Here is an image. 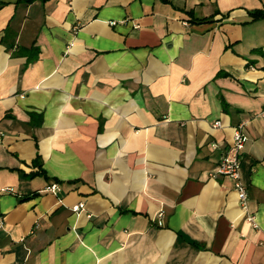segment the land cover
Wrapping results in <instances>:
<instances>
[{
  "label": "crops",
  "instance_id": "obj_1",
  "mask_svg": "<svg viewBox=\"0 0 264 264\" xmlns=\"http://www.w3.org/2000/svg\"><path fill=\"white\" fill-rule=\"evenodd\" d=\"M255 11L264 0H0V264H264ZM239 123L245 208L210 177Z\"/></svg>",
  "mask_w": 264,
  "mask_h": 264
},
{
  "label": "built area",
  "instance_id": "obj_2",
  "mask_svg": "<svg viewBox=\"0 0 264 264\" xmlns=\"http://www.w3.org/2000/svg\"><path fill=\"white\" fill-rule=\"evenodd\" d=\"M264 115V112L262 113ZM220 122H215L214 127H219ZM248 142V137L244 132V123H239L233 128L232 142L222 157L217 167L210 173L211 178H217L218 176L228 177L234 182V189L238 193L239 202L242 208L246 207V190L240 181V165H241V154ZM59 188L56 184L50 187V191L55 193L58 192ZM84 209L83 204H78L72 208L74 213H79ZM163 212L157 214V219H161ZM250 220V219H249ZM0 226L2 221L0 220Z\"/></svg>",
  "mask_w": 264,
  "mask_h": 264
},
{
  "label": "trees",
  "instance_id": "obj_3",
  "mask_svg": "<svg viewBox=\"0 0 264 264\" xmlns=\"http://www.w3.org/2000/svg\"><path fill=\"white\" fill-rule=\"evenodd\" d=\"M34 0H24V3L29 4L32 3ZM251 17L253 20H259V19H263L264 18V11H255L251 14ZM223 105L226 107V105L223 103ZM33 165L37 166L39 168V172H35L32 173L31 176H36V175H41V176H45L44 172L41 170V165H40V160L39 157H37L34 161H33Z\"/></svg>",
  "mask_w": 264,
  "mask_h": 264
}]
</instances>
